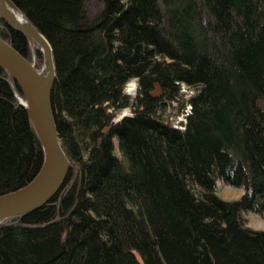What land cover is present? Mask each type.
<instances>
[{
	"label": "trees",
	"instance_id": "obj_1",
	"mask_svg": "<svg viewBox=\"0 0 264 264\" xmlns=\"http://www.w3.org/2000/svg\"><path fill=\"white\" fill-rule=\"evenodd\" d=\"M12 1L53 48L71 168L49 203L0 224V264H264L245 218L264 216V0H103L92 19V0ZM0 37L42 68L1 17ZM184 87L196 95L176 125ZM43 162L0 66V196ZM219 181L243 196L223 199Z\"/></svg>",
	"mask_w": 264,
	"mask_h": 264
},
{
	"label": "water",
	"instance_id": "obj_2",
	"mask_svg": "<svg viewBox=\"0 0 264 264\" xmlns=\"http://www.w3.org/2000/svg\"><path fill=\"white\" fill-rule=\"evenodd\" d=\"M0 17L11 30L24 35L32 49L38 46L44 56L42 68L37 69L35 63L0 37V66L7 72L12 92L31 119L44 150L43 166L34 180L24 188L0 196L1 224L49 203L64 185L71 162L62 147L51 102L57 79L53 48L12 0H0ZM14 83L25 98L19 96ZM155 88L153 96L160 93V87Z\"/></svg>",
	"mask_w": 264,
	"mask_h": 264
},
{
	"label": "rangeland",
	"instance_id": "obj_3",
	"mask_svg": "<svg viewBox=\"0 0 264 264\" xmlns=\"http://www.w3.org/2000/svg\"><path fill=\"white\" fill-rule=\"evenodd\" d=\"M102 8H103V0H92L88 4V8H87V12H86L88 19H92V18L98 16L99 13L101 12ZM137 88H138V82L132 81L127 85L126 93H128L132 96H135L137 93ZM155 92H156V90H155ZM194 95H196V91L189 90L187 87L183 88L181 95H180V98H179V101L177 103H175L176 110L174 112L169 113V115H170L169 120L171 122H173L174 124L177 125V124H179V122L186 121L184 116L187 115L188 112L190 111L189 106H186V104H187L188 100L191 99V97H193ZM185 107H186L185 114L182 116L181 115L179 116L178 114L181 113L179 111L182 109H185ZM130 114H131V111L126 110L125 112H123V114L121 116H119V119H121L124 116L130 115ZM218 189H219L220 196L223 199L229 200V201L238 200L244 194L243 189L228 186L221 181L218 182ZM245 218H246V220H247V222L251 228L264 231V216L254 214L252 212H247V213H245Z\"/></svg>",
	"mask_w": 264,
	"mask_h": 264
},
{
	"label": "built area",
	"instance_id": "obj_4",
	"mask_svg": "<svg viewBox=\"0 0 264 264\" xmlns=\"http://www.w3.org/2000/svg\"><path fill=\"white\" fill-rule=\"evenodd\" d=\"M189 110L191 111V108H190ZM190 111L188 112V114H187V115H185V116H184V117H185V119H186V121H187V117H188V115H189ZM186 121H184V123H185ZM181 128H182V127H181Z\"/></svg>",
	"mask_w": 264,
	"mask_h": 264
}]
</instances>
